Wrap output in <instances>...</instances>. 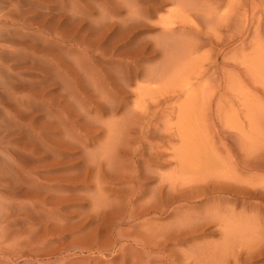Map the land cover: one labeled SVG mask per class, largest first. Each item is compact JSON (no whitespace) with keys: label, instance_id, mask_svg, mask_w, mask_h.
<instances>
[{"label":"bare ground","instance_id":"6f19581e","mask_svg":"<svg viewBox=\"0 0 264 264\" xmlns=\"http://www.w3.org/2000/svg\"><path fill=\"white\" fill-rule=\"evenodd\" d=\"M4 1L0 0V3L3 5ZM175 1L181 7L186 5L184 0ZM135 5V1L128 2L130 17L138 15ZM70 7L72 11L76 9L73 0ZM247 11L243 3L237 7L234 34L239 40L237 47L247 45L253 51L261 48L259 44L263 41L255 32L259 27L257 22L253 16H246ZM75 15L81 16V12ZM13 17L21 18L0 7V88H8L4 99L15 105L4 102L2 108L0 100V116H6V121L0 125V229L4 228L0 232V264H101L106 258L103 255L110 253L114 257L121 254L114 264H123L126 260L130 264H254L253 259L264 260V235H260L264 227V179L254 183L251 176L252 171L259 169L263 172L264 151L253 152L249 147L239 145V156L232 155L231 158V144L234 145L236 141H230V144L222 141L221 152L224 154L212 159L203 155L204 161L201 160L202 156L199 157L197 153L200 155L201 150L205 149L195 143L193 131L201 133L199 131L203 126L200 123L206 122L207 111L212 109L219 122L221 132H218L223 135L229 133V128H237L234 126L237 115L227 113L222 105L223 93L203 94L193 87L191 79H196L197 84L201 77L193 71L190 63L185 64V53L179 58L166 57L151 70L145 67L143 75L147 77L146 83L137 85V96L131 107L117 84L126 87L131 77L138 79L139 67L136 66L135 55H119L116 76L112 79L106 76L109 71L101 73L98 70L95 73V65H88L82 74L87 77L90 86L82 93L84 103L78 108L79 113L75 114L84 116L85 121L77 126V130L82 126L85 130H91L92 121L100 120L98 115L103 113L112 117L120 114L117 119L102 123L105 125V139L99 144L98 154L85 158L79 177L72 175L61 178L57 170L50 168L54 163L46 166L50 176L39 177L36 175L38 167L36 171L35 168H28L31 163L27 156L20 158L23 152L19 147L24 142L18 145L20 141L16 132H22L23 137L30 139L32 145L40 148L44 154L53 155L58 150L53 147L59 143H46L42 133L32 127V114L29 113L27 117L23 114L42 102L38 97L42 94L37 92L38 86L28 87L32 80L27 73L45 59L28 56L33 53L29 51V46L35 45L36 37L24 31L23 26L27 30L38 22L23 17L21 26L17 21L13 22ZM110 17L103 15L102 28L106 27ZM178 28L185 29L182 25ZM165 30L167 41L161 48L163 56L173 53L176 48L168 41L174 28L166 26ZM194 35L195 39L199 38L198 33ZM85 49L78 52L82 57L78 60L81 67L84 59L89 58ZM235 57L238 62L231 64L232 72H244L252 83L260 80L264 92V52L249 58V63L239 53ZM122 60L127 61L122 65ZM132 66L136 67L130 73ZM221 81L218 86L223 89L231 85L227 75H223V85ZM237 87L242 95L238 98L244 107L249 127L253 116L250 102L253 91L244 84ZM76 94L77 91L75 100ZM154 96H163V103L174 98L181 99L178 105L160 111L161 120L175 118L174 128L163 126V131L167 136H172L175 130L180 141L177 146L169 147L171 156L168 165L173 162V166L165 172L154 169L167 162L164 150V157L159 154L161 139L157 138V141L154 138L159 129L150 124L157 116L153 111L155 104H158ZM15 107H21L20 111L12 112ZM93 112L96 116L91 118ZM13 119L20 127L14 124ZM67 119H72V116H67ZM27 123L30 127L22 126ZM14 126L15 131L9 129ZM64 132L67 135L64 142L68 141L63 143L64 146L81 143L84 149L87 148L85 135L79 137L78 133L66 128ZM6 143H9L8 148L4 145ZM23 149L28 151L27 148ZM85 153L88 151H83ZM205 166L208 168L205 169ZM210 167L213 169L210 170ZM88 177H91L89 182L92 183V196L95 199L89 207L91 212L86 210L87 213H82L75 227L67 225L63 217L69 202L62 190L77 188ZM152 178H156L155 184L149 185ZM63 180H66L65 185L60 182ZM107 190L111 192L110 195H107ZM254 197L255 202L250 201ZM238 206L241 213L237 211ZM163 214L171 215L172 219L165 224L159 223L158 217ZM123 222L128 224V229L116 230L115 227ZM77 227L79 232L92 231L91 238L85 232L80 237L72 236ZM209 234H217V238L202 237ZM195 238L199 240L193 242ZM5 242L10 243L12 250L1 248ZM186 248L191 253L184 255ZM177 250L182 255L180 258L177 257ZM241 250L242 253L238 252ZM85 251L97 254L75 259V252ZM117 251H120L119 254ZM159 254H166V259L161 260L162 255ZM230 258L232 262L226 261Z\"/></svg>","mask_w":264,"mask_h":264},{"label":"rangeland","instance_id":"374dc122","mask_svg":"<svg viewBox=\"0 0 264 264\" xmlns=\"http://www.w3.org/2000/svg\"><path fill=\"white\" fill-rule=\"evenodd\" d=\"M71 1L6 0L2 2L4 6L0 3V7L9 14L12 13L19 15L21 18L25 17L29 20L32 19L31 21L38 22L30 26L27 30L25 29L26 26H23V29L31 33L32 37H36V42H33L35 45L32 44V47L29 46V51L33 53L28 54V56H36L38 60L45 59L44 62H38L36 68L27 73L31 76L30 79L32 80L28 87L38 86L37 92L42 93L38 97L42 102L22 112H24L23 114L26 117L29 113L32 114L34 124L32 127H35L42 133V137L44 141L46 140V143L52 141L54 145L59 144L53 147L58 149L53 155L49 153H46L48 154L46 155L40 148L32 145L30 139L24 138L22 132H16V135H18L17 140L20 141L18 145L24 142V145L19 147L20 151L23 152L20 158L25 159L27 156V159L31 163L28 168H35V171L37 167L39 168L36 174L37 176H50L46 171V166L48 163H54L50 168L57 170L61 178H67L72 175L79 177L82 174L81 169L84 167L85 158L89 155L94 156L98 154L99 151L97 149L99 148V144L105 139V125L102 123L113 121L120 114H117L116 117H112L108 113H103L101 116L97 114L100 120L92 121L90 126L91 130H85L83 126L77 130V126L79 124L81 125L85 120L83 119L84 116H77L75 114L79 113L78 108L84 103V99L81 97L82 93H84L87 86H90L87 77L82 74V71H85L84 69L88 65L92 66L94 64L96 67L95 73L98 70H101V73L109 71L106 76L112 79L116 76L118 60L120 59L119 55L125 53L135 55L137 57L136 66L139 67L138 79L134 80L131 77L126 87L125 85L117 84L128 101L129 107L133 105V101L137 96V85L146 83L147 77L143 75L145 67L151 70L154 66L159 65L166 57L172 59L179 58L183 56V53H185L186 57L185 64L190 63L193 71L200 74L201 77V81L197 84H195L196 79H191V83H194L193 87L199 92L201 90L203 94L212 92L214 94L220 92L224 94L222 105L227 109V113L233 112L237 115L234 124L237 128H229V133H225V135L220 134L219 122L214 117L212 109L209 112L207 111L206 122L200 123L203 126V129L200 128L201 131H199L201 133L199 134L197 133L198 131H193L194 137L196 136L195 139L193 137L196 140L195 143L198 146L202 145L203 149H205V151L201 150V153L199 152L200 155L197 153L199 157L202 156V159L200 158L202 161H204L203 155L206 158L212 159L224 154L221 152L222 141H227L228 144L236 141L234 145L231 144L233 146L229 152L231 158L233 156H239L237 154L239 153L237 150L239 145H242L243 148L249 147L253 152L264 151V92L262 91L261 82L259 80L252 83L248 75L244 72L234 74L231 70V64H237L238 62V59L235 57L236 54H241V57H243L246 63H249V58H254V56L264 52V0H253V2H249V0H184L186 5L183 7L179 6L175 0H73L76 4L74 11L70 7ZM130 1L136 2L135 6L138 10L137 16L133 15V17H130L128 13V2ZM241 3L245 4L248 10L246 16H253L257 22L256 25L259 27L255 32L258 33L261 41H263L262 44H259L262 47L256 48L253 51H250L247 45L243 48L237 47L239 40L234 32L236 28V10ZM58 4H60V7ZM79 11L81 12V16L77 17L75 13H80ZM103 15L105 17H112L108 18L109 22L105 28H102L100 24ZM21 18L13 17V22L15 23L17 21V24L22 26ZM179 25L184 26L185 29L180 30L178 28ZM166 26L174 28L170 36L171 38L168 41L170 44L175 45L176 48L173 53L170 52L163 56L161 48L167 41L165 38ZM193 32L198 33L199 38L197 37L195 39ZM22 40L21 38L20 41ZM78 44L83 46L81 47ZM82 49H85L87 56H89V58L84 59L85 63L83 67L78 64V60L82 58L78 52ZM126 61L122 60L121 64L123 65ZM135 67H131L130 73L133 72ZM140 67L142 68L141 72ZM86 72L88 73L89 70L87 69ZM119 74L121 75V73ZM223 75L229 77V84H231L226 86L225 89L222 86H218L220 79H222V85L224 84ZM83 78L86 79V82ZM241 84H244L248 89L253 91V99L251 98L250 100L253 108V116L249 127L244 107L240 105V99L238 98L240 94L237 85L241 87ZM0 91H2L0 93L2 108L4 102L15 106L13 103H8L7 99H4L8 88L2 87ZM75 91H77L76 100ZM163 100V96L156 97L158 104H155L153 111L157 116L152 119L150 124L156 125L159 129L154 138L157 141L161 139L162 144L159 148L160 150L158 149L161 153L159 152V154L160 156L163 155L162 157L165 154L164 158L167 159H165L167 162L163 163L164 166L154 169L165 172L173 166V162L171 165H168V162H170L168 159L171 156L169 147L177 146L180 141L176 136L175 130L172 136H167V133L164 132L165 130L163 131V126L174 128L176 120L174 117L168 121L161 120L160 111H166L171 105H178L181 99L176 100L174 98L173 100H176V102L171 99L165 103H163ZM37 103L40 102L37 101ZM20 108H13L12 112L20 111ZM70 115L72 119L68 120L67 116ZM95 116L96 114L94 112L90 115L91 118ZM62 119L63 122H61ZM13 120L16 125V119ZM3 121H6V116H0V125H3ZM84 124L87 123L85 122ZM16 126L20 127L19 125ZM16 126L9 129L15 131ZM22 126L30 127L28 123L22 124ZM65 128L68 131L73 130V133H78L79 137L83 138L85 135L87 148L84 149V145H81V143H76L71 147L64 146L63 143L68 142H64L67 136L64 132ZM4 145L7 148L9 147V143ZM23 148H27L28 151H23ZM83 151H88V153L84 155ZM209 169L212 170L213 167ZM260 171L259 169L252 171L251 176L254 183L264 179V169L263 172ZM90 178L88 177L82 184L79 182L81 185L78 184L79 187L77 188L61 191L64 196H67L66 201L69 202L64 210L65 215L63 218L65 224L75 227V224L80 221L77 218L82 213L86 210L88 213L91 212L89 207L95 199L92 196L93 188L92 183L89 182ZM65 181L60 182L65 185ZM155 181L156 178H152L148 183L149 185H154ZM106 193L107 195L111 194L109 190ZM255 199L254 197L250 201L255 202ZM237 209L238 213L242 212L239 206ZM245 214L249 213L245 212ZM171 219L172 216L166 214L158 217V221L161 224H165ZM115 228L116 230L121 228L123 231H126L128 224L123 222ZM2 230L4 228L0 229V232ZM83 232L91 238L92 231L87 230L86 232L83 230L79 232L78 227L75 228L72 236L80 237ZM260 235H264V227L260 231ZM202 237L204 239L215 240L217 234H209ZM198 240L199 238H195L192 241L195 242ZM1 248L12 250L9 242L3 243ZM186 250L188 252H185ZM186 250L183 252L184 255L191 253L189 249L186 248ZM117 252L119 254L120 251ZM238 252L242 253L243 251ZM96 254V252L91 251H85L83 253L75 252V259L87 258L88 256ZM112 255V253L108 256L107 254L103 255L106 258L103 260L104 262L101 261L100 263L114 264V261H118L119 256H121V254L115 257ZM181 256V253L177 250V257L180 258ZM157 257H159L158 254ZM166 257V254L164 256L162 255L161 260L166 259ZM227 260L228 262H232L231 258ZM252 261L254 264H264V260L261 262L253 259ZM239 262L241 263L240 260ZM128 263L130 264L129 260H126L123 264ZM155 263L157 264V262ZM229 264H233V262Z\"/></svg>","mask_w":264,"mask_h":264}]
</instances>
